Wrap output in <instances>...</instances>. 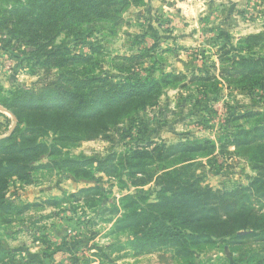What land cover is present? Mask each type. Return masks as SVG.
Listing matches in <instances>:
<instances>
[{
    "label": "rangeland",
    "instance_id": "374dc122",
    "mask_svg": "<svg viewBox=\"0 0 264 264\" xmlns=\"http://www.w3.org/2000/svg\"><path fill=\"white\" fill-rule=\"evenodd\" d=\"M19 15L0 12V95L9 97V92L18 88L35 91L56 77L61 79L60 86L73 82V77L57 76L60 70L54 64H41L44 55L30 53L34 38L30 39L29 32L8 33V29L23 27L18 25ZM88 25V34L76 37L60 32L52 43L66 47L58 55L63 58L65 53L91 57L79 65L82 70L78 73L84 74L76 80L86 75L95 77L98 84L92 90L94 100L89 102L93 112L79 121L85 138L60 147V156L103 158L111 153L147 150L153 154L146 158L150 173L179 168L177 176L173 175L177 183L189 181L194 188L226 193L229 201L219 203L215 214H224V208L242 209L245 214L253 208L257 215H264V198L240 189L264 171L253 167L259 150L255 145H234L229 134L255 123L264 127V0H129L118 20L97 19ZM248 59L259 62L250 67ZM62 64L71 67L70 62L63 60ZM136 81L144 83L141 89ZM111 83L128 86L116 89L125 93L120 97L125 101L108 100L113 95ZM86 84H82L84 89L90 85ZM24 98L27 102L12 110L0 105V138L17 124L12 111L19 119L40 120L41 113L50 110L30 111L29 106L49 108L58 101L47 92L36 100ZM246 112L260 115L243 117ZM248 137L247 141L254 138ZM51 138L47 134L42 139ZM160 146L167 152L159 153ZM37 159L32 165L46 161L43 155ZM118 160V169H126L121 157ZM66 169L35 168L32 183L8 178L6 199L17 206L34 205L2 218L0 264H264V239L260 238L264 235L254 234L249 225L236 234L252 236L230 243L224 242L228 237L220 240L212 236L213 243L193 245L191 257L170 244L136 253L127 244L133 236L113 233L117 215L102 213L101 207L135 192L148 195L147 201L153 203L156 183L120 188L121 183L97 172L99 186L110 193L93 212V208L71 200L57 205L50 201L96 184L76 179ZM176 206L179 204H166L167 233L171 236L178 229L195 234L197 221L204 214L195 206L191 212L179 207L183 214H169ZM262 219L257 216L251 221ZM209 224L202 221L200 228ZM163 252L165 258L160 259L158 254Z\"/></svg>",
    "mask_w": 264,
    "mask_h": 264
},
{
    "label": "trees",
    "instance_id": "16d2710c",
    "mask_svg": "<svg viewBox=\"0 0 264 264\" xmlns=\"http://www.w3.org/2000/svg\"><path fill=\"white\" fill-rule=\"evenodd\" d=\"M10 1L17 5L10 4ZM128 2L129 0H0V12L20 14L18 25H23L21 28L8 29V33L21 35L24 32H29L30 39L34 38L31 39V45L34 47L30 53L44 55L45 59L40 63L54 64L60 70V72H57V76L65 77L67 75L73 77V82L70 81L66 86H60L61 79L56 77L55 80L45 83V86L35 91L18 88L10 91L9 97L0 95V105L10 108V110L27 102L22 101L24 97V99L32 98V100H36L43 92L53 93L58 100L49 108L40 107L36 104L29 106L30 111L50 110L48 113H41L43 115H41L40 120L19 119L18 114L12 111L17 116V124L9 135L0 138V224L5 215L20 213L26 207L34 205V203H25L17 206L14 202L6 199L5 189L9 177L15 176L24 183H32L35 177L31 171L35 168L58 167L59 169L67 168L66 172L76 179L95 181L96 184L80 188L76 192L67 193L62 198L54 197L50 201L57 205L71 200L93 208V212L97 210L98 204L101 205L100 202L110 193V190L99 186L101 178L96 176L97 172L104 173L109 179L121 183L120 188L140 186L151 181L156 183L158 188L155 190L156 201L153 203L147 201L148 195L135 192L122 195L117 202L101 207L102 213L117 215L113 233L121 232L125 234L127 232V236H133V240L128 241L127 244L132 245L136 253L145 249L153 250L152 248H157V246H161L160 248H162V245L166 247L167 244H170L169 246H179L187 256L191 257L192 246L196 243L200 241L213 243L212 240L215 239H212V236L220 240L228 237L224 242L230 243V240L245 235H237L236 231L246 225H249L254 234L258 231V235H264V215H257V209L250 208L251 210L245 213L248 217L242 214V209L228 211L229 209L224 208V214H215L218 205L227 204L229 201V196L226 193L199 187L194 188L189 181L177 183V177L174 179L173 175L177 176L179 168L170 171L161 169V172L150 173L146 169L148 164L146 158L153 155L150 151L133 150L128 153L125 152L123 155L111 153L103 158L82 156L77 159L60 156V153H62L60 147H70L85 138L79 121L93 112L89 107V102L94 100L93 93L98 84L94 81L95 77L86 75L79 78L84 81L76 80L79 74H84V71L78 73L77 70H82L79 65L89 62L92 60L91 57H83L77 54L69 55L68 53H65V58L58 56L67 49L62 44H53L52 46L53 40L60 32H69L76 37L84 36L90 32L91 27L88 23L93 20H118L121 9ZM2 5L6 7L2 9ZM7 6H9V9ZM45 31H48V33L45 34ZM42 40L45 41L42 42ZM63 60L70 62L71 67H64ZM258 62V60L252 59L247 61L250 67H254ZM84 82L90 83L85 89L82 87ZM72 83L76 86L68 87ZM135 83L140 89L144 84L141 81ZM110 85L113 88V95L108 100L125 101L126 99L122 100L120 98L125 93H122V90L116 91V89H123L128 86L118 87L113 83ZM109 93L112 92L109 91ZM98 105L95 106V109ZM255 115L260 114L253 112L242 114L243 117L247 118ZM255 124L249 129H237L229 133L233 138L230 142L236 146L255 145V149H258L259 152L252 160L253 167L264 169V148H262L264 146V127H257ZM47 134L52 136L50 141L42 139ZM249 135L254 136V138L247 141ZM257 141L259 142L256 143ZM200 146L199 144L198 147ZM158 150L159 153L163 154L168 149L160 146ZM41 155L45 157V163L32 165V162H36ZM118 157H121L123 166L126 169H118L119 164L115 163ZM118 163H120L119 160ZM240 189L245 192L250 191L252 197L264 198V171L258 173L247 187L240 186ZM167 203L179 204V206L170 210L169 214L172 212L183 214L180 208L183 211L191 212L194 206L198 212L204 214L205 217L200 216L197 221L199 228L196 229L195 234L193 232H181L178 229H174L175 233L171 236L167 233L168 227L164 223L168 213L165 212ZM257 216H262V221L252 222L251 220H255ZM202 221L210 222L209 226L205 229L200 228ZM260 238L264 239V237ZM158 255L160 259L165 258L164 252ZM165 261L167 262V260ZM191 262V264H194L193 261Z\"/></svg>",
    "mask_w": 264,
    "mask_h": 264
}]
</instances>
